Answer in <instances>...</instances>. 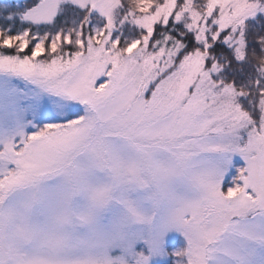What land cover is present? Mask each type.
<instances>
[{
    "label": "snow or ice",
    "instance_id": "snow-or-ice-1",
    "mask_svg": "<svg viewBox=\"0 0 264 264\" xmlns=\"http://www.w3.org/2000/svg\"><path fill=\"white\" fill-rule=\"evenodd\" d=\"M0 264H264V0L0 3Z\"/></svg>",
    "mask_w": 264,
    "mask_h": 264
},
{
    "label": "rangeland",
    "instance_id": "rangeland-1",
    "mask_svg": "<svg viewBox=\"0 0 264 264\" xmlns=\"http://www.w3.org/2000/svg\"><path fill=\"white\" fill-rule=\"evenodd\" d=\"M4 2V0H0V3ZM10 2H23V0H10Z\"/></svg>",
    "mask_w": 264,
    "mask_h": 264
}]
</instances>
